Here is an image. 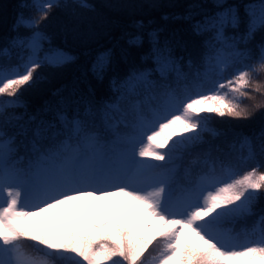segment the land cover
Masks as SVG:
<instances>
[{"label":"snow or ice","instance_id":"obj_1","mask_svg":"<svg viewBox=\"0 0 264 264\" xmlns=\"http://www.w3.org/2000/svg\"><path fill=\"white\" fill-rule=\"evenodd\" d=\"M79 3L89 7L86 0ZM62 6L59 0H33L38 16H20L17 25L38 29L53 8ZM215 6L218 12L192 24L196 35L211 33L204 41V72L181 71L170 42L158 47L152 33L155 70L165 81L174 73V81L157 84L148 79L150 73L134 71L122 82L124 93L116 103L86 111L112 134L111 141L90 130L79 114L61 117L62 132L49 135L53 125L41 121L34 130L21 125L9 135L10 120L20 118H9L6 109L22 89L38 82V69L73 59L59 49L41 57L40 41L47 38L39 31L12 39L11 46L27 49L28 55L11 69L0 67V96L14 98L0 102V264H264V215L252 229L223 227L252 215L264 194L259 166L238 174L231 163L233 153L241 164L257 153L264 156V130L252 136L232 132L229 152L217 147L213 156L211 146L196 152L203 133L229 135L208 126L212 115L246 120L264 110V82L254 78L264 74V43L256 45L254 64L245 63L252 59L251 50L238 47L264 29V0L246 6V30L232 37L225 30L239 29L237 9L223 0ZM198 7L190 5L182 18L192 20ZM140 42L139 36L129 40ZM8 55V47L0 48V56ZM110 62V52L97 56L93 73L102 79ZM230 68L234 71L227 79H211L210 73L222 77ZM206 83L210 87L204 94ZM138 89L147 93L143 103L158 102L149 108L150 116L142 112V101L129 99L141 94ZM120 124L129 130L119 132ZM60 135L65 138L56 140ZM20 149L25 155H18ZM186 153L192 158L181 184L177 162Z\"/></svg>","mask_w":264,"mask_h":264},{"label":"trees","instance_id":"obj_2","mask_svg":"<svg viewBox=\"0 0 264 264\" xmlns=\"http://www.w3.org/2000/svg\"><path fill=\"white\" fill-rule=\"evenodd\" d=\"M46 2V0H45ZM62 7H55L48 18L42 21L38 29L30 30L17 25L18 17H36L38 12L31 7L33 0H0V48L8 47L9 55L0 56V67L11 69L21 63V57H27L28 50L11 46L13 38L27 39L32 31H39L47 39L40 41L42 50L39 55L43 57L49 49H59L73 59L62 66L54 67L43 65L35 74L38 82L32 87L21 90L15 105L6 109L7 116L19 117L11 119L7 132L9 135L18 133L23 125L29 130H34L41 121L53 125L50 133L62 132L61 117L71 120L79 114L78 118L87 121L90 130L98 131L104 141H111L114 137L110 132L106 133L99 127V119L86 117V111L91 108L93 112L104 103L114 104L124 93L122 84L130 73L134 71H146L150 73L148 79L157 84L171 83L175 74H170L165 81L160 72L156 71V63L151 58L153 43L151 35L156 33L159 46L170 42L172 56L179 61L181 71L204 72L206 66L202 64V55L206 52L204 41L211 36L210 32L196 35L192 31L194 21H199L205 15H213L218 12L216 0H86L89 7H81L79 0H59ZM226 7L237 9L241 24L238 30L227 28L225 35L238 36L246 30L247 16L245 8L249 4H258L260 0H223ZM198 4L193 9L192 20L182 18L189 10V6ZM24 5H29L25 7ZM167 16L168 19H164ZM133 36H139L141 42L130 44ZM179 41V43H177ZM264 43V29L258 30L254 39L247 45L240 44L242 50L249 49L252 59L245 61L247 64L256 62V45ZM110 52L111 62L102 73V79L92 71L97 56ZM193 67L190 70L188 61ZM234 67H242L235 65ZM234 69H228L222 77L211 74V79H227L233 74ZM255 79L264 82V74L257 75ZM210 83L205 84V93ZM139 96H132L131 101H142V112L150 116L149 108L158 106L157 101L143 103L147 94L143 89ZM156 91H159L158 89ZM258 95V94H257ZM259 98V95H258ZM7 96H0V102L11 100ZM251 104V101H243ZM127 106V102H123ZM210 128L217 132H228L227 137L213 136L211 132L203 133V141L196 152L213 149V156L218 155L217 147L224 152H229L228 144L233 140L232 132L243 133L252 136L264 130V110L256 112L249 119L220 118L212 115L209 120ZM119 132L125 133L127 129L123 124L117 125ZM31 131H29V139ZM60 135L56 140H63ZM18 141L23 137L18 136ZM46 144L51 141H46ZM18 155H25L20 149ZM194 155V154H193ZM235 153L231 163L237 167L238 174L259 166L264 171V156L257 153L254 159L241 164L235 159ZM244 155H247L246 151ZM191 155L185 154L182 161H178L177 182L186 183L183 177V169L188 165ZM26 163V161H25ZM23 166V165H21ZM252 215L235 222H226L223 227L240 232L242 229H252L258 218L264 215V194L258 196L252 207Z\"/></svg>","mask_w":264,"mask_h":264},{"label":"rangeland","instance_id":"obj_3","mask_svg":"<svg viewBox=\"0 0 264 264\" xmlns=\"http://www.w3.org/2000/svg\"><path fill=\"white\" fill-rule=\"evenodd\" d=\"M167 131V130H166Z\"/></svg>","mask_w":264,"mask_h":264}]
</instances>
